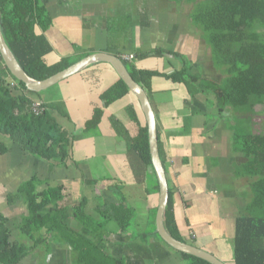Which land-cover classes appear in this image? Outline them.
Here are the masks:
<instances>
[{
	"label": "trees",
	"instance_id": "16d2710c",
	"mask_svg": "<svg viewBox=\"0 0 264 264\" xmlns=\"http://www.w3.org/2000/svg\"><path fill=\"white\" fill-rule=\"evenodd\" d=\"M184 1L195 5L191 14L189 13L192 26L200 31L209 46L211 62L222 76L219 81L210 78L201 80L200 89L197 90H213L217 114L222 115L231 107L237 119L232 131L230 130L232 139L235 145H238L242 158L246 159L237 174L250 179L254 176L255 159L251 157L254 152V139L251 127L247 122L244 123V116L249 112L255 113L258 106H261V112H264V0ZM51 24L52 17L41 0H0V27L3 38L23 70L34 80L46 79L85 56L82 54L77 57H60L53 62L48 60L53 47L45 31ZM155 51L163 52L169 55V58L179 59V67L171 65V61H168L174 68L171 72L139 67L136 59L128 61L120 52L115 54L122 59L131 76L148 94L153 92L154 80L160 77L174 84L184 85L190 92V83L200 80L199 76L191 75L188 71L196 63L189 62L187 56L169 48L156 46ZM141 55L137 53V56ZM46 90L27 89L24 82L11 74L0 54V156L9 152L10 143L11 147L16 146L22 152L44 161L65 163L70 157L69 146L73 136L67 128L59 124L55 116V112L61 114L63 104H48L42 101V94ZM129 94V87L119 77L102 92L100 98L107 107ZM37 100L42 101L44 106L39 115L32 111V104ZM185 101L189 104L188 99ZM135 102L137 106L129 102L125 108L127 125L118 123L120 129L116 127L117 135H123L127 140L126 169L131 171L126 173L122 168L123 179L111 176L101 179L117 199L108 203L100 201L94 207L93 213L100 217V221H96L93 214L89 213L87 196H82L76 203L68 202L64 185L40 189L43 180L33 176L7 197L9 204L20 199L26 208V212L15 221L16 227L11 225L12 219L0 211V264H26L25 259L30 254L44 246L49 248L50 242L57 249L68 248L71 251L70 264H128L125 258L108 253L105 238L110 232L128 231L136 217V209L126 205V197L122 194L120 186L126 185V180H129L128 176L132 173L137 175L136 169H151L154 176L151 190L153 195L157 198L159 196L147 122L137 98ZM191 108L192 112L198 111L194 105H191ZM63 115L68 117V114ZM102 115V108L94 110L92 117L85 124L87 134H92L99 128ZM114 124L117 126L116 122ZM158 148L168 173L159 129ZM138 181L142 182L143 179L138 178ZM249 184L253 192L252 199L248 202L245 213L238 215L234 223V264H264V171L251 179ZM157 209L156 205L151 212L152 218L148 228L150 231L139 233L138 239L146 244L154 234L164 245L172 248L156 231ZM69 218L76 220L83 229L78 231L68 226L66 220ZM163 223L173 237L189 242L180 230L172 188H169ZM108 225H114V228H103ZM13 230L17 232L14 233ZM88 233H91L93 238L89 237ZM172 249L181 254L183 264H213L195 255Z\"/></svg>",
	"mask_w": 264,
	"mask_h": 264
},
{
	"label": "crops",
	"instance_id": "0c3cea01",
	"mask_svg": "<svg viewBox=\"0 0 264 264\" xmlns=\"http://www.w3.org/2000/svg\"><path fill=\"white\" fill-rule=\"evenodd\" d=\"M41 1L46 5L52 17V24L45 31V35L53 47L52 54L48 56V60L52 62L60 57H77L82 54L86 57L94 53L116 55V52H120L123 55H135V62L137 63L140 60V67H146L143 64L148 57L170 59L169 55L163 52H156L155 49L150 54L147 50H142L140 45L142 33L140 30L143 22L135 25V40L131 37L133 40L131 41L129 38L132 43L129 42L128 46L132 48H126L123 44V39L119 38L116 43H110L109 38H107V27L104 25L106 22L103 20L107 11V6L104 4H88L89 6H86L88 7V12L82 13L81 3L87 4L83 0ZM155 31L154 29V34H156ZM151 33L152 31L150 30ZM121 34L122 31L118 32L117 35ZM84 43H89L87 48L89 52L87 49L79 48ZM178 43H182V41L178 40ZM137 44H139L140 48ZM175 51L186 55L188 59H192L187 53L181 52L180 49ZM137 53L142 55L137 56ZM168 61L166 60L167 63ZM191 61L199 63L197 59H192ZM168 64L169 66L165 64L163 70L171 72L173 67L170 66V63ZM118 78V73L110 63L104 61L94 62L63 80V82L55 84L56 86L53 85L51 87L53 89L49 88L48 90H52V93L49 94L50 98L47 99L42 94V101L48 104L62 103L63 106L69 104L71 109L68 111L70 115L68 117L72 129L73 127L75 129L80 128L83 133H86L85 124L92 117L94 110L102 108L103 115L99 128L94 133L88 134L89 139L93 138L95 143V139L99 137L112 136L114 132L117 134L115 131L116 127L120 129L118 123L124 126L127 125L128 122L118 114L119 109L122 110L124 107V113H126L125 108L129 102H133L136 106L138 105L135 102L137 97L131 92L124 98L113 102L107 107L105 106L100 95L108 86L115 83ZM153 83V92H151L153 97L151 99L149 94L148 96L154 109L157 131L159 129L160 138L164 146L166 167L168 168L166 175L169 188L174 191L175 209L180 230L189 243L214 254L225 263L226 260H232L233 255L232 249L228 247L227 240H225L227 236V216L222 214L221 209L216 211L215 208L219 201L213 181L217 175L215 171H218V165H210L211 168L205 165L200 168L202 164L206 163V153L204 156V153L197 151L195 147L198 145V138L201 137L202 133L199 129L200 125L198 127V124L190 123L185 127L182 126L179 118L176 117L182 114L175 115L172 112H168V109H171L172 106H169L168 102L160 101L161 99L158 97V94L167 92L165 91L167 89H172V91H181L184 94L183 100H186L188 98L186 86L174 84L161 77L156 78ZM99 85L101 86L99 87ZM157 98H159V101ZM123 100H126L125 103H122ZM59 115L64 116L62 114ZM126 117L128 118V116ZM173 118H176V120ZM115 122L117 126H115ZM77 123L80 124L77 125ZM106 129H108V132ZM195 129L198 132L197 136L193 133ZM177 130L181 131L176 132ZM68 131H71V129H68ZM185 137L187 139L183 141ZM74 144L73 142L71 146L70 159H67L65 163H60L35 158L22 152L16 146L11 147L12 145L9 143V152L5 156H0V178L2 182L0 199L5 201L3 206L12 207V205L20 202L25 207L20 199L9 204L7 197L12 191L13 193L16 192L20 184L33 176L43 180L40 189L59 184L64 185L65 193L68 195L66 199L68 202L76 203L82 196H87L89 209L92 212L98 201L115 202L117 198L109 192L104 183L100 182L101 178H91L89 164L85 161L90 159L92 154L87 153L86 147H78L76 151L73 147ZM188 153L189 155H186ZM189 156L192 157L188 158ZM75 165L76 167L81 165V169H86L87 173L80 174ZM22 166L29 170V176L26 171L21 169ZM81 189L86 190V193L80 197ZM150 195L154 196V202L147 203V216L144 218V223L140 224L136 220L128 231L117 230L116 232H110L105 237L107 251L112 256L125 258L128 264H183L181 254L177 252L175 254L171 253L156 235L153 234L146 244L141 243L138 239L137 235L139 233L150 231L148 228L152 218V209L159 205V196L157 198V196L153 195L152 190ZM157 200L158 203L156 204ZM125 202L127 206H130L127 198ZM91 204L94 205L91 207ZM131 207L134 208V206ZM0 211L8 216L3 211L2 206H0ZM234 217L236 218L237 215ZM66 223L72 229L82 230L80 229L81 225L72 218L67 219ZM110 228H114V225H110ZM53 246V243L50 242L49 247ZM56 251H58V259L52 255L51 251L45 256L47 259L44 257V260L38 258L39 260L30 259V261L25 262L26 264H70V252H64L57 248Z\"/></svg>",
	"mask_w": 264,
	"mask_h": 264
},
{
	"label": "rangeland",
	"instance_id": "374dc122",
	"mask_svg": "<svg viewBox=\"0 0 264 264\" xmlns=\"http://www.w3.org/2000/svg\"><path fill=\"white\" fill-rule=\"evenodd\" d=\"M83 1L87 4H83V2L81 3L80 6L82 13L88 12V7L86 6H89L88 4L91 3L104 4L107 6L106 16L103 18V20L104 22H106L104 25H106L107 27V38H109L108 40L110 41V43H116L117 39L119 38L123 39V44L126 48H132L129 47L128 44L132 43L131 41L135 40V25L143 22V26L140 25L142 26V29L140 30L142 33V36L140 37V45L142 50H147L150 54L153 49H156V46L169 48L173 51L180 49L181 52L187 53L190 57H192V59H197V61L199 62L195 64V61L192 62V59H188L189 62L195 64L193 65L192 69H188V71H190L189 73L191 75H197L200 77L199 81H192L190 83L189 87L191 91L188 92L187 98L189 100V104L186 103L185 100H183L184 94L181 91H172V89H167L165 90L167 92L162 91L164 93L158 94V97L161 99L160 101L168 102V105L172 106L171 109H168V112H172L175 115L182 114L176 116L179 118V122L182 126L185 127L190 123H196L198 124V127L200 125L199 129L202 131V133L201 137H197L199 139V143L195 147L197 151L199 150L201 151V153H204V156L206 153V163L202 164L200 168L205 165L209 168H211L210 165H218V171H215L217 175L213 181V185L217 190L219 201L215 208L216 211L217 209H221L222 214L224 216H227V236L225 240H227L226 243L228 247L232 249L235 223L234 216L245 213L244 210L253 196V192L251 190L249 182L251 179H254L264 171V112H261L262 107L258 106L256 107L257 111H255V113L249 112L248 115L244 116V123L247 122L248 126L251 127V132L254 139V152L251 157L252 159L256 160V162H254L255 160L253 161L254 176L249 179V177L247 176L242 177L238 176L237 174V170L241 168L246 159L242 158L239 153L238 145H235L232 139L231 131L232 127H234V125L236 124L237 119L235 117V114H233L231 107H229L224 114L219 115L217 114V110L215 108V98L213 90L207 88L203 92L198 91L200 89L199 84L201 80L206 81L205 79L210 78L219 81L222 76L211 62L209 46H207L205 40L202 38L200 31L196 27L192 26L189 13L193 11L195 5L187 3L184 0H176L175 2L173 0ZM154 29L156 30V34L153 33ZM262 29H264V27ZM150 30L153 34H150ZM121 31L122 34L117 35L118 32ZM131 37L133 38V40L131 39ZM129 38L131 39V41L129 40ZM178 40L182 41V43H178ZM88 44L89 43H84L79 48L87 49ZM137 46L139 47V44H137ZM125 55H122V57L124 58ZM166 60L171 61V65L176 66V68L180 65L179 59H175L172 57ZM166 60H164V58L158 59L148 57L146 58V61L143 65L146 67L158 68L160 70H163L165 64L169 66ZM139 62H137L136 64L140 67L141 64ZM201 62L203 63V65ZM114 76L117 77L116 74H114ZM100 86L101 85H99V87ZM51 89L43 92V96H45L47 99L50 98L49 94L52 93ZM173 93L175 96L173 95ZM149 96L152 99V93L149 94ZM159 98H157L158 101ZM125 101L126 100H123L122 103H125ZM170 102H172V104H170ZM191 105L197 107L198 111L192 112ZM70 109L71 107L69 104H67L66 106L61 105V114L63 115L64 113H66L70 117L68 112ZM118 114L126 122H128V118L126 117L127 115L126 113H124V107L122 110L119 109ZM55 116L61 126H65L66 128L71 129V131L68 132H70L74 136L73 140L71 141V145L69 146V151H71V146L74 142L75 144L73 145V147L76 151L78 147H86L87 153L89 152L92 154V157L85 161L89 164L92 176L91 178L104 179L111 176V178L123 179L124 176L122 175L121 169H125L124 171L126 173L131 171L129 168H127L129 171H127L126 169L127 140L123 135H117L114 132V135L112 136L108 135L103 136L102 138L99 137L95 139L96 142L94 143V139H89L88 134L83 133L80 128L75 129V127H73L75 131L72 129L71 123L69 122V117H64L57 113L55 114ZM173 119L176 120V118ZM79 124L80 123H77V125ZM106 131L108 132V129H106ZM180 131L181 130H177L176 132ZM193 133L196 136L198 135L196 129L193 130ZM186 139L187 137H185L183 141H185ZM180 144L182 143L180 142ZM186 155H189V153ZM191 157L192 156H189L188 158ZM67 159H70V157H68ZM80 166L81 165H79V167H76L75 165L80 174H86V169H81ZM21 169L26 171V174H28V176L30 175L29 170H26L23 166L21 167ZM135 173H137V175L132 173V175L128 176L129 180H126V185H122L120 187L122 194L127 198L128 204L130 206H134V208L136 207V219H134V221L138 220V222L141 224L144 223V218L147 216V203L154 202V196L150 195L154 176L152 170L147 168H138L136 169ZM139 174L144 175V177ZM138 178H142L143 181H138ZM100 182L105 183L102 180ZM1 187L2 182L0 178V189ZM82 188H84V186H82ZM11 193H13V191ZM85 193L86 190L81 189L80 197ZM96 198L98 197L96 196ZM99 202L100 201H98V203ZM3 204H5L4 199H0V206H2L3 211L7 213V215L12 219L11 225L13 227H16L15 221L20 215L26 212L25 207L20 202L18 204L12 205V207H9L8 205H6L5 207L3 206ZM93 205L94 204H91V207ZM213 205L215 204L213 203ZM89 213L93 214L92 216L96 221H100V217H97L95 213L90 211V209ZM103 228L109 229L110 225L104 226ZM80 229H83V227L81 226ZM13 232L16 233L17 230H13ZM91 235V233H88V236L93 238ZM168 249L171 251V253L175 254V251L172 248L168 247ZM47 250L48 252L52 251V255L57 257L58 251H56V247L53 246L48 248V246H44L41 249H37L25 260H44V257L48 254ZM60 250L64 252L68 251L71 253L68 248H60ZM58 258L59 257H57L56 259ZM225 263L234 264L233 260H226Z\"/></svg>",
	"mask_w": 264,
	"mask_h": 264
},
{
	"label": "water",
	"instance_id": "95a60500",
	"mask_svg": "<svg viewBox=\"0 0 264 264\" xmlns=\"http://www.w3.org/2000/svg\"><path fill=\"white\" fill-rule=\"evenodd\" d=\"M0 54L4 60L5 65L10 70L11 74L18 80L24 82L27 89L32 91L46 90L53 85L67 79L71 75L79 72L87 65L104 61L110 63L118 73L119 77L127 84L130 91L135 94L139 101L141 110L145 116L148 126L149 147L152 158V163L157 174L159 184V205L156 213V231L159 236L172 248L182 253H188L197 257L203 258L213 264H225L214 254L201 249L189 242H183L173 237L164 227L163 216L169 198V185L166 175V169L160 157L158 148V131L154 109L148 93L143 86L137 83L127 70L124 62L116 55L109 53H94L90 54L79 61L73 63L66 69L59 71L52 76L43 80H34L29 77L19 64L16 56L7 45L3 38L0 27Z\"/></svg>",
	"mask_w": 264,
	"mask_h": 264
},
{
	"label": "built area",
	"instance_id": "2783aa9c",
	"mask_svg": "<svg viewBox=\"0 0 264 264\" xmlns=\"http://www.w3.org/2000/svg\"><path fill=\"white\" fill-rule=\"evenodd\" d=\"M134 58L133 54H128L124 56V59L131 60ZM14 84V82H12ZM44 110L43 102L42 101H34L32 104V111L34 114L39 115Z\"/></svg>",
	"mask_w": 264,
	"mask_h": 264
}]
</instances>
